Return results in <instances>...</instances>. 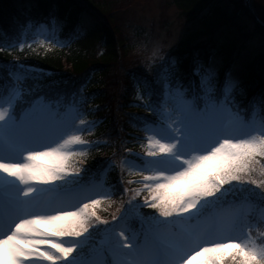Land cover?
I'll list each match as a JSON object with an SVG mask.
<instances>
[{
    "label": "snow or ice",
    "instance_id": "snow-or-ice-1",
    "mask_svg": "<svg viewBox=\"0 0 264 264\" xmlns=\"http://www.w3.org/2000/svg\"><path fill=\"white\" fill-rule=\"evenodd\" d=\"M62 27L52 13L45 22L29 17L0 51L23 50L30 28L38 46H54ZM87 27L81 19L72 38ZM180 73L172 57L156 78L159 90L147 80L142 92L138 86L152 113L130 114L144 132L143 151L126 148L107 162L120 176L106 188L81 175L87 148L96 146L83 133L97 122L76 107L61 110L59 85L7 72L11 79L0 83V264H264V80L241 107L240 79L215 56L195 59L197 79L187 84ZM117 191L128 199L106 219L99 209Z\"/></svg>",
    "mask_w": 264,
    "mask_h": 264
},
{
    "label": "trees",
    "instance_id": "trees-1",
    "mask_svg": "<svg viewBox=\"0 0 264 264\" xmlns=\"http://www.w3.org/2000/svg\"><path fill=\"white\" fill-rule=\"evenodd\" d=\"M102 1L0 0V47L5 41L15 42L21 33L20 25L29 17L35 22H45L48 14L52 13L58 20L63 21L62 29L52 41L54 46L40 47L37 40L31 48L27 47V39L34 35V28H30L25 33L27 39L23 50H20L18 45L10 51L4 47V50L0 51V83L6 78L11 79L7 76L8 71H18L27 74L28 83H33L35 77L42 85L49 82L59 85V99L65 98L79 86L83 88L81 92L84 98L89 99L92 108H95L94 116L103 119L92 136L106 140L105 144H95V147L87 149L85 163L81 165L82 169L87 170L81 173L83 180L98 176L107 166V162L115 160L120 146H139L142 129L136 125L130 114H136L139 118H151L152 113L141 106L143 102L137 98L138 86L142 92L144 81L147 80L153 89L159 90L160 85L156 78L169 58L174 57L180 62L181 79L187 84L189 78L197 79L191 75L195 59L208 61L213 56H220L221 70L225 71L235 59V62L240 60V53L246 51V39L250 35L242 25L243 16L249 15L240 2L171 0L184 17L185 24V31L175 48L167 52L163 59L157 60L154 56L153 60L148 58L150 63L147 59L137 58L144 62L141 68L136 66V69H123V63L136 61L134 58L125 60L129 59L128 54L137 48H134L127 35L120 31L118 22H113L110 10ZM81 19L88 21L87 31L79 38L73 39L71 34L74 26ZM254 29L262 35L257 26ZM134 32L140 35L143 30L135 28ZM50 37L49 31L40 39ZM56 40L65 46H56ZM141 49L145 54V49ZM16 63L23 64L25 68H16ZM241 65L244 74L239 79L245 89V95L238 98L241 100V107H245L253 95L260 93L261 82L264 80V50L249 57L247 61H241ZM117 66L120 70L113 72ZM113 73L119 75L116 79L120 80V88L113 95H108L104 90L105 82L108 80V84L111 80L113 83ZM43 92L52 99H57L48 88H44ZM145 100H149V97L145 96ZM113 173H109V183L116 185L113 183ZM128 186L132 188L133 184ZM122 199L126 202L128 196H121L120 191H117L112 197L114 205L105 202L99 209V215L110 218ZM141 211L151 213L154 210L144 208ZM97 227L103 228L104 225ZM253 235L258 237L256 232H253ZM260 239L258 237V242Z\"/></svg>",
    "mask_w": 264,
    "mask_h": 264
},
{
    "label": "rangeland",
    "instance_id": "rangeland-1",
    "mask_svg": "<svg viewBox=\"0 0 264 264\" xmlns=\"http://www.w3.org/2000/svg\"><path fill=\"white\" fill-rule=\"evenodd\" d=\"M233 1L240 2L239 4L247 7V0ZM102 3L110 10L113 22H118L120 26L118 27L117 25V27L122 33L127 35L129 41L132 43V46L137 48L133 53L131 52L128 54L130 58L125 60L128 61L134 58L136 61L132 63H123V69H136V66L141 68L144 62L138 60L137 58H144V60L147 59V62L150 63V60L154 59V51L157 53L154 56L157 60L164 58L167 52L175 48L185 31L184 17L180 15L171 0H103ZM250 5L260 20L261 18H264V0H250ZM247 15L249 16H243L242 25L246 28L250 35L249 38L246 39V51L240 53L241 61H247L249 57H252L254 54L264 50V34H262V36L255 31L252 16L250 13ZM135 28H139L140 30H143V32L138 35L134 32ZM141 48L145 49V54L143 52L144 50ZM215 58L219 62L220 67H222L221 57L215 56ZM235 60L233 61L231 68L233 69L234 74L237 75L238 78H241L244 74V69L241 65V61L237 60L235 62ZM118 67L119 66L113 69V72L120 70ZM117 75V73H113L111 75L113 83L111 80H109L108 84V80L105 82L106 87L104 90L108 93V95H113L114 92L120 88V80L118 81V79H116ZM113 85L115 86L114 89ZM80 90L81 88L79 86L77 90L71 91L64 98L65 100L70 99V101H68L67 105L62 106L61 110L67 107H76L83 113L84 119L96 121L97 123L95 124V128H97L99 119L95 116L89 117V115H87L86 118V114H88L86 110L76 106V102L71 101L74 99L77 92H80ZM85 108H87V106ZM84 133L90 134L91 132ZM84 139L91 142L90 139ZM73 148H75V146H73ZM105 187L107 188V186ZM139 200L142 203L143 198L140 197ZM107 204L114 205V203ZM118 207H120V202Z\"/></svg>",
    "mask_w": 264,
    "mask_h": 264
},
{
    "label": "water",
    "instance_id": "water-1",
    "mask_svg": "<svg viewBox=\"0 0 264 264\" xmlns=\"http://www.w3.org/2000/svg\"><path fill=\"white\" fill-rule=\"evenodd\" d=\"M247 8H248L249 12L251 13L254 22L259 26V28L264 33V25L261 24L259 18L254 13L253 9L250 7V0H247Z\"/></svg>",
    "mask_w": 264,
    "mask_h": 264
}]
</instances>
